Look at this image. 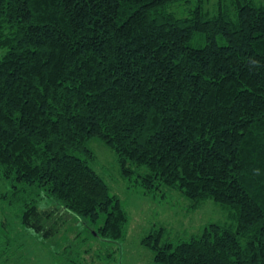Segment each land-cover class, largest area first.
Returning a JSON list of instances; mask_svg holds the SVG:
<instances>
[{
    "label": "trees",
    "instance_id": "trees-1",
    "mask_svg": "<svg viewBox=\"0 0 264 264\" xmlns=\"http://www.w3.org/2000/svg\"><path fill=\"white\" fill-rule=\"evenodd\" d=\"M180 1L0 0L5 200L42 237L62 209L124 239L128 212L88 162L98 138L144 193L212 198L232 218L176 243L153 227L155 264H264V4L229 0L231 16L217 0L209 15L195 0L180 16Z\"/></svg>",
    "mask_w": 264,
    "mask_h": 264
},
{
    "label": "rangeland",
    "instance_id": "rangeland-1",
    "mask_svg": "<svg viewBox=\"0 0 264 264\" xmlns=\"http://www.w3.org/2000/svg\"><path fill=\"white\" fill-rule=\"evenodd\" d=\"M252 1L264 4V0ZM195 3V0H184L171 8L177 15H186ZM222 5L233 16L230 1L225 0ZM219 7L217 0L204 1V10L209 15L216 13ZM190 43L198 47L203 40L195 35ZM88 146L95 154L89 164L128 212L125 238L114 241L99 236L102 216L92 223L62 209L57 214L59 225L55 232L42 237L41 233L21 225V206L7 204L4 196L11 190V182L0 178V236H7L9 240L8 245H0V264H155L153 252L141 243L153 227H164L166 238L176 243L200 233L207 223H232L227 211L212 198H205L193 207L194 201L179 191L164 189L155 195L144 193L121 176L116 155L109 147L98 138L90 139ZM33 197L40 209L53 204L44 190L37 189Z\"/></svg>",
    "mask_w": 264,
    "mask_h": 264
}]
</instances>
